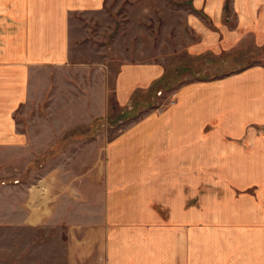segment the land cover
Here are the masks:
<instances>
[{"label": "crops", "instance_id": "1", "mask_svg": "<svg viewBox=\"0 0 264 264\" xmlns=\"http://www.w3.org/2000/svg\"><path fill=\"white\" fill-rule=\"evenodd\" d=\"M112 1L0 0V223L56 225L60 215L75 243L68 264H264L263 63L186 84L105 145L63 136L164 75L152 59L122 61L113 76L88 58L90 44H113ZM188 1V53L264 47V0ZM36 109L55 121L26 123ZM90 140L104 146L91 157ZM46 156L59 165H24Z\"/></svg>", "mask_w": 264, "mask_h": 264}, {"label": "rangeland", "instance_id": "2", "mask_svg": "<svg viewBox=\"0 0 264 264\" xmlns=\"http://www.w3.org/2000/svg\"><path fill=\"white\" fill-rule=\"evenodd\" d=\"M110 3L108 9L111 14L114 12L117 18L116 32L109 34V40L113 44H90L88 58L91 61L105 62L107 67H110L112 75L122 61L152 59L164 64L162 72L164 75L154 81L148 90H136L126 108L117 106L112 97L111 110L107 117L94 119L92 127L89 128L63 129L62 132L65 131L63 136L78 134L93 139L104 138L105 145L106 139L122 134L134 122L144 119L154 111L159 113L161 107L166 108L174 94L186 84L197 79L220 78L251 67L255 63L264 64V47L247 41L243 44H233L222 52L210 50L197 55L188 53L190 46L188 43L197 36L186 22V11L190 4L188 0H114ZM233 19L232 26L235 27L238 19L237 17ZM94 33L98 42H103L100 26L94 28ZM116 41L119 44H115ZM105 45L109 48L107 51L100 48ZM97 49L105 50V53L100 52L95 56L94 51ZM113 76L106 77L107 85L112 84ZM99 88L103 90V87ZM41 109L43 110V107ZM37 113L36 109L34 115L25 118V122L27 123L29 119L38 122L46 119L55 121L51 117L53 114L42 112V118H39ZM64 117L62 116L60 121L70 120L69 116ZM212 132V136L220 138L221 135L227 134L222 133V129L219 128L211 129L210 133ZM241 132L233 129L234 136H239ZM103 145L90 140L89 156H95L97 149L104 147ZM59 147L58 144H54L51 149L57 150ZM48 157H43L42 161H25L24 165L26 167L28 164V168L59 165L57 160L50 161ZM79 159L80 157L74 158L70 164L79 168L81 164ZM27 178H30L29 181L36 179L35 175ZM10 180H14L11 175ZM15 211L16 215H13V218L18 220L22 215V209L18 208ZM59 211L61 214L62 210ZM61 220L62 217L59 215L57 222ZM58 223L53 225L54 223L47 222L38 226L0 223V264H68L75 243L69 239L68 225Z\"/></svg>", "mask_w": 264, "mask_h": 264}]
</instances>
